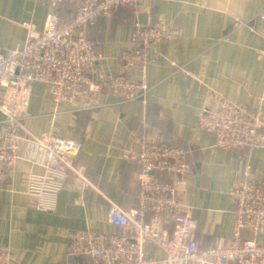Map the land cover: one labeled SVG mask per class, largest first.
Listing matches in <instances>:
<instances>
[{"label": "crops", "instance_id": "0c3cea01", "mask_svg": "<svg viewBox=\"0 0 264 264\" xmlns=\"http://www.w3.org/2000/svg\"><path fill=\"white\" fill-rule=\"evenodd\" d=\"M50 11L43 0H0V54L24 48L30 26L42 31ZM262 12L264 0H138L100 17L92 30L104 56L93 72L96 79L124 72L117 56L135 47L137 20L164 21L173 30L171 39L154 45L144 70L127 72L149 89L146 101H122L107 87L97 106L56 105L45 84L33 83L25 111L28 129L81 141L77 163L87 166L92 187L82 192L69 174L54 201L30 197L32 175L45 168L36 145L25 143L14 172L0 185V242L11 248L13 264L88 262L69 253L70 233L117 231L109 207L130 210L140 191V165L124 155L153 132L159 141L187 152L191 167L185 202L193 208L199 244L232 241L237 202L232 192L247 169L264 181V148H221L213 134L199 127V118L218 92L261 110L264 120V61L258 58L264 50ZM81 196L85 202L77 204ZM243 238L264 243V232L245 231Z\"/></svg>", "mask_w": 264, "mask_h": 264}, {"label": "built area", "instance_id": "2783aa9c", "mask_svg": "<svg viewBox=\"0 0 264 264\" xmlns=\"http://www.w3.org/2000/svg\"><path fill=\"white\" fill-rule=\"evenodd\" d=\"M43 1L51 7L45 28L38 31L30 26L24 48L0 54V185L14 172L19 150L25 143H33L45 172L32 175L28 194L39 202L54 201L69 174L82 192L92 183L87 166L77 163L81 141L49 131L36 135L28 129L25 111L33 83L45 84L56 105L73 102L97 106L107 87L122 101H146L149 89L127 72L132 68L144 70L154 45L175 35L164 21L137 20L135 47L117 56L124 72L107 80L96 79L93 72L104 56L92 37L93 28L100 17L112 16L138 0ZM66 6L73 9L69 18L63 17ZM260 20L264 23V12ZM258 58L264 61V50ZM199 127L213 134L215 143L224 149L264 148L262 111L218 92L211 94L203 108ZM124 157L140 165L136 205L128 211L117 205L109 207L115 232H71V255L89 258L83 264H264V243L243 238L245 231L264 232V181L252 178L246 170L232 192L237 200L232 241L202 247L196 236L193 208L185 202L191 167L186 150L159 141L153 132ZM84 202L82 196L76 199L77 204ZM158 251L161 258L155 257ZM12 260L11 248L0 242V264H13Z\"/></svg>", "mask_w": 264, "mask_h": 264}, {"label": "trees", "instance_id": "16d2710c", "mask_svg": "<svg viewBox=\"0 0 264 264\" xmlns=\"http://www.w3.org/2000/svg\"><path fill=\"white\" fill-rule=\"evenodd\" d=\"M72 12H73V9H70V6H66L65 9H63V12H62V13H63V17H64V18H69V17L71 16ZM105 17H106V16H105ZM94 28H95V27H94ZM94 28H93V29H94ZM92 37H93V36H92ZM89 261H90V260H89ZM89 261H88V262H89Z\"/></svg>", "mask_w": 264, "mask_h": 264}]
</instances>
